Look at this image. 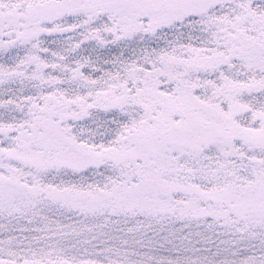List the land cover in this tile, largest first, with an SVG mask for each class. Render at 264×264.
Here are the masks:
<instances>
[{"label":"snow or ice","instance_id":"6c2138e0","mask_svg":"<svg viewBox=\"0 0 264 264\" xmlns=\"http://www.w3.org/2000/svg\"><path fill=\"white\" fill-rule=\"evenodd\" d=\"M0 264H264V0H0Z\"/></svg>","mask_w":264,"mask_h":264}]
</instances>
